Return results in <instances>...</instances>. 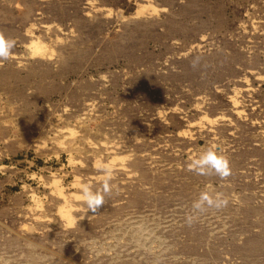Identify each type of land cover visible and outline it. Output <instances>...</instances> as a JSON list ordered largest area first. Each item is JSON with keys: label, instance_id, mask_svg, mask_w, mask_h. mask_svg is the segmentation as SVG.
<instances>
[{"label": "rangeland", "instance_id": "1", "mask_svg": "<svg viewBox=\"0 0 264 264\" xmlns=\"http://www.w3.org/2000/svg\"><path fill=\"white\" fill-rule=\"evenodd\" d=\"M0 33V264H264V0H0Z\"/></svg>", "mask_w": 264, "mask_h": 264}, {"label": "clouds", "instance_id": "2", "mask_svg": "<svg viewBox=\"0 0 264 264\" xmlns=\"http://www.w3.org/2000/svg\"><path fill=\"white\" fill-rule=\"evenodd\" d=\"M15 43V40L6 38L2 33H0V60H7L11 58ZM192 170L197 171L201 175L209 174L210 171L214 170L215 173L219 174L222 178L230 175L229 161L227 158L222 155H218L213 150H208L202 153L198 159H195L192 163ZM101 171L105 176L103 192L92 191L88 186H84L82 189L83 200L87 205V209L89 212L93 213L104 205V193L111 191L109 182L112 178V170L104 167ZM205 201L208 205H212L214 203L213 199L208 194H203L200 202H197L195 206L199 208ZM217 206H219V203H217Z\"/></svg>", "mask_w": 264, "mask_h": 264}]
</instances>
